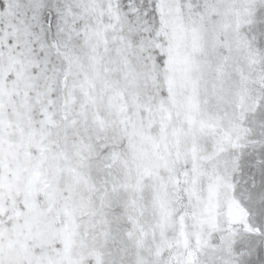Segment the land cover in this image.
<instances>
[{"label": "snow or ice", "instance_id": "obj_1", "mask_svg": "<svg viewBox=\"0 0 264 264\" xmlns=\"http://www.w3.org/2000/svg\"><path fill=\"white\" fill-rule=\"evenodd\" d=\"M0 264H264V0H0Z\"/></svg>", "mask_w": 264, "mask_h": 264}]
</instances>
